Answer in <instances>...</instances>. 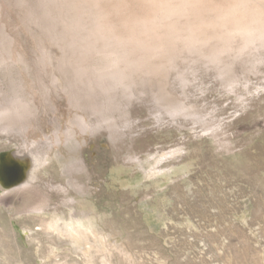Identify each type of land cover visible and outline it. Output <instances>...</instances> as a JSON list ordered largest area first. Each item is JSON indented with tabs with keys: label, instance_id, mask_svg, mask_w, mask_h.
I'll use <instances>...</instances> for the list:
<instances>
[{
	"label": "rangeland",
	"instance_id": "obj_1",
	"mask_svg": "<svg viewBox=\"0 0 264 264\" xmlns=\"http://www.w3.org/2000/svg\"><path fill=\"white\" fill-rule=\"evenodd\" d=\"M74 3L0 0V161L40 159L0 184V264H264V41L138 65Z\"/></svg>",
	"mask_w": 264,
	"mask_h": 264
},
{
	"label": "bare ground",
	"instance_id": "obj_2",
	"mask_svg": "<svg viewBox=\"0 0 264 264\" xmlns=\"http://www.w3.org/2000/svg\"><path fill=\"white\" fill-rule=\"evenodd\" d=\"M79 1L81 2L79 3L80 5L84 6V3L88 5H86L85 9L83 6L82 8L84 9L83 12L85 10H87L85 12H89L90 22L93 23H90L89 34L93 36L94 42L103 48V52L121 51L124 59H127V57H137L135 60L138 65L139 63L143 64L147 62L148 58H150L149 56L152 58L155 55H162L164 50L169 46L170 48H174L172 46L176 44L173 43L174 41H177L178 44H181L180 42L183 41V44L188 45L187 50H189V46L193 47L190 50L200 47L196 45L203 40V45H205L204 43L207 41L208 43L209 41L211 42L213 38L214 40L215 38L216 40L218 39V43L221 40L220 43L222 45L223 42H225V45H228L234 43V38L239 37V40L240 38L243 40V48L245 45L248 46L247 44L249 46L252 45L251 43L257 40L260 43L264 41V0ZM79 4L76 7L74 3L76 8L81 7ZM79 8L76 10V13L79 12L78 10H82ZM79 14L80 16H84L87 13L82 14L79 12ZM80 16L78 15L79 18ZM89 38L91 39V37ZM198 38H200L199 43ZM171 43L173 44L171 45ZM223 47L229 48V45L227 47L223 45L222 49ZM116 58L119 57L116 56ZM3 108H0V121L5 117L11 118L12 115L18 113L17 109H14L15 107L7 110ZM9 120L11 119H8L6 124L10 126L13 123L9 122ZM10 129V127H4L2 131H9ZM34 159L35 161L33 162L31 157H19L11 152L6 159L0 161V165L4 161H13L20 165L24 173V180L16 185L19 187L28 182L27 179L30 178V172L35 170L34 163H40L37 155H35ZM156 164L157 159L150 161V165L148 166L150 171L147 175L157 173ZM29 166H31L30 171H28ZM43 211L42 207L36 206L33 208V212Z\"/></svg>",
	"mask_w": 264,
	"mask_h": 264
},
{
	"label": "water",
	"instance_id": "obj_3",
	"mask_svg": "<svg viewBox=\"0 0 264 264\" xmlns=\"http://www.w3.org/2000/svg\"><path fill=\"white\" fill-rule=\"evenodd\" d=\"M4 158H2V160ZM23 178L24 173L20 165H18L16 162L4 161L0 165V184L3 188H13L21 183Z\"/></svg>",
	"mask_w": 264,
	"mask_h": 264
}]
</instances>
